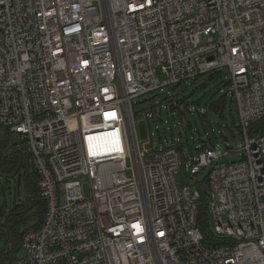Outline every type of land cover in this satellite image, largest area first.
Returning <instances> with one entry per match:
<instances>
[{"label":"built area","instance_id":"built-area-1","mask_svg":"<svg viewBox=\"0 0 264 264\" xmlns=\"http://www.w3.org/2000/svg\"><path fill=\"white\" fill-rule=\"evenodd\" d=\"M220 68L242 159L153 141L132 100ZM262 116L264 0H0V126L18 134L45 203L10 264H264V130L247 133ZM182 164L208 168L222 243L203 242Z\"/></svg>","mask_w":264,"mask_h":264},{"label":"trees","instance_id":"trees-1","mask_svg":"<svg viewBox=\"0 0 264 264\" xmlns=\"http://www.w3.org/2000/svg\"><path fill=\"white\" fill-rule=\"evenodd\" d=\"M204 75H208L209 80L216 79L221 76V68L215 71H209L199 74L195 80H197L200 76H204ZM194 81H192L191 83H193ZM221 82L229 87V80L227 78L222 80ZM204 85H205L204 83H201L199 85V88H196V90L204 87ZM193 94L194 92L189 93L188 95L187 94L178 95L172 93L168 95L165 99L166 104L164 106L167 108V112L171 116L175 114V116H178L180 119H184V114L186 111L191 112V110H196L200 119L201 126H198L197 123L191 125L189 122L186 121V130L191 134L193 139L191 142L190 141L188 142L187 140L184 141L181 138H178L180 140V142L177 144V148L179 149V151H182V149L188 150L187 145H190V143L194 144V148L196 151H198L201 147L204 146H215L219 141H226L227 134H230L232 136L238 134V136L242 138L241 129L238 123L237 108L231 96L229 97L230 98L229 102L230 104L234 103L236 108L235 114L231 111V109L228 113L225 112V107L228 102V95L226 92L217 93V94L213 92L212 94H210L208 100L206 101H203L202 97H197L194 100L192 97ZM161 107L162 104H159V106L154 107L153 110L157 111L158 114L160 115ZM213 121H215L217 128L213 126ZM225 128L227 130V133H225ZM263 130H264V116H262L259 120L253 122L247 129V133L249 135H254L255 133L261 132ZM170 139H174V137L171 136ZM0 152H1L0 153V184L2 186L3 181L7 182L8 178L17 175L21 168H18L20 167L18 148L14 147V149H11L10 151L7 152L0 151ZM24 171L25 172L23 176L25 180V187L27 188V192H28L25 202H21L20 204H14V206L11 209L12 213L13 212H19V213L16 214L9 213L6 223L3 220L4 213L2 212L3 217L2 220L0 221L1 224L0 235L5 239L7 249L0 255V264H5L9 259L10 242H12V251L14 256L19 252L20 240L22 235L27 230L31 228H36L39 225L45 210V203L40 197L38 191L37 171L35 170V168L31 169V165L28 171L26 168H24ZM194 185L199 189L200 192L197 221L199 228L203 234V242L208 245H217L219 243H222L224 240L216 238L211 227L212 224L210 223V217L206 205L207 197H208L207 183L205 179L196 180ZM30 202L32 208L34 206L36 207V214L38 220L33 227H30L29 229H25L22 231H17L18 230L17 224L19 222L22 223L23 221V219H20L19 217L23 213L22 212L23 210L27 211L29 209L28 207ZM225 241H227V239Z\"/></svg>","mask_w":264,"mask_h":264},{"label":"rangeland","instance_id":"rangeland-1","mask_svg":"<svg viewBox=\"0 0 264 264\" xmlns=\"http://www.w3.org/2000/svg\"><path fill=\"white\" fill-rule=\"evenodd\" d=\"M228 72L225 68H221V76L209 80L208 75L200 76L197 80H195L193 83L187 85V83L182 82L181 84L177 86H169L164 88L163 90H156L153 92H149L146 94H143L139 97H136L132 100V103L134 104L133 107L135 110L140 109L144 112L149 113L150 115L147 117L148 123H149V129L154 133L153 136H151V139L153 141H164V139H169L171 136L174 138H181L184 141H192L193 137L191 134L186 130V121L189 122L191 125H194L195 123L198 124V126H201L200 119L197 114L196 110H191V112L186 111L184 114V119H180L178 116H171L167 112V108L164 106L166 104V97L172 93L174 94H189L193 93V99L195 100L197 97H202L203 101L208 100V97L213 92L222 93L226 92L228 95V102L225 107V112L228 113L231 109V111L235 114L236 108L234 103L230 104V94L228 92L229 87L224 85L221 81L226 79L228 77ZM201 83H204V87L196 90V88H199V85ZM205 93V94H204ZM159 104H162L161 107V114L159 115L157 111H154V107H158ZM213 126L217 128V125L215 124V121H213ZM225 133H227V130L225 128ZM8 138L10 145L14 147L15 144L19 143L18 140V134L9 130L5 126H0V138ZM227 139L226 141H219L218 147L221 148L223 151H227L230 149L229 154L222 157L221 160L225 161L226 163L232 162V161H238L242 159V153L241 146L243 144V139L236 134L235 136H232L230 134L226 135ZM113 144V142H112ZM188 146V151L192 155H196V150L194 148V144L190 143ZM2 151L7 152L8 149L4 148ZM3 152V153H5ZM184 163L189 164L190 160H183ZM29 164V163H28ZM27 166V164H26ZM30 167V165H29ZM20 168V167H18ZM34 168L33 164H31V169ZM208 168L202 169L199 173H197L194 176L188 175V171L185 168L184 165H181L177 173L174 175L176 181L178 184H181V182H184L186 184H192L194 180H203L206 177ZM24 168L22 167L19 171V173L15 176H12L8 178L7 182L3 181V187L0 184V221L2 220V212L4 213V217L6 214L12 213L11 209L14 206V204H20L21 202H25L26 196L28 195L27 188L25 187V180H24ZM79 180L82 184V192L85 197H89L91 195L90 186L88 179L84 176H80ZM3 217V218H4ZM20 219H23L22 223L19 222L17 224V231H22L25 229H29L30 227H33L38 218L36 214V207L33 208L30 207L27 211L23 212ZM225 219V216H223ZM4 220V219H3ZM212 223V221L210 222ZM1 225V224H0ZM18 235V234H16ZM7 245L5 242V239L1 237L0 235V255L6 251Z\"/></svg>","mask_w":264,"mask_h":264},{"label":"water","instance_id":"water-1","mask_svg":"<svg viewBox=\"0 0 264 264\" xmlns=\"http://www.w3.org/2000/svg\"><path fill=\"white\" fill-rule=\"evenodd\" d=\"M137 127H138V133H139V137L141 139H144L146 138V126H145V121L143 119H139L137 121ZM9 146V139L4 137V138H0V149H4V148H7ZM28 159V157H27ZM26 169L28 171L29 169V164L27 163V166H26ZM31 207V202L29 204V207ZM26 210H23L22 212H24ZM16 213H19V212H13L12 214H16ZM9 214H6L5 217H4V222L6 223L7 221V217H8ZM10 255H9V259L8 261L5 263V264H10L12 259H13V251H12V242H10Z\"/></svg>","mask_w":264,"mask_h":264},{"label":"flooded vegetation","instance_id":"flooded-vegetation-1","mask_svg":"<svg viewBox=\"0 0 264 264\" xmlns=\"http://www.w3.org/2000/svg\"><path fill=\"white\" fill-rule=\"evenodd\" d=\"M8 149V151H10L11 149H14L13 146L10 145V142H9V146L6 148ZM2 151V149L0 150ZM1 153V152H0ZM18 153H19V166L20 168H26V164L29 163V165H31V159L29 157V154L23 149V148H18ZM28 157V159H27Z\"/></svg>","mask_w":264,"mask_h":264},{"label":"bare ground","instance_id":"bare-ground-1","mask_svg":"<svg viewBox=\"0 0 264 264\" xmlns=\"http://www.w3.org/2000/svg\"><path fill=\"white\" fill-rule=\"evenodd\" d=\"M112 145H113V146H116V143H115V144L113 143Z\"/></svg>","mask_w":264,"mask_h":264}]
</instances>
